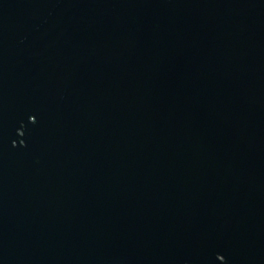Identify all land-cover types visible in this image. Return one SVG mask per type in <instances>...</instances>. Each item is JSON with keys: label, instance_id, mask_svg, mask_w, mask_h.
Listing matches in <instances>:
<instances>
[{"label": "water", "instance_id": "95a60500", "mask_svg": "<svg viewBox=\"0 0 264 264\" xmlns=\"http://www.w3.org/2000/svg\"><path fill=\"white\" fill-rule=\"evenodd\" d=\"M0 264H264V0H0Z\"/></svg>", "mask_w": 264, "mask_h": 264}]
</instances>
